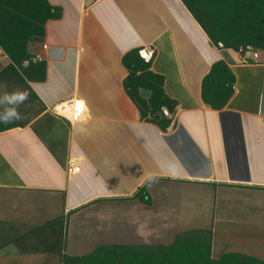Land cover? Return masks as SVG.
Masks as SVG:
<instances>
[{
    "label": "crops",
    "instance_id": "1",
    "mask_svg": "<svg viewBox=\"0 0 264 264\" xmlns=\"http://www.w3.org/2000/svg\"><path fill=\"white\" fill-rule=\"evenodd\" d=\"M86 1L48 0L61 18L49 20L43 43L29 48L46 63V80L28 83L45 109L26 110L22 127L0 133V224L42 226L112 199L139 219L143 205L131 197L167 180L202 188L203 201L213 198L212 253L216 237L230 242L215 244L216 251L264 260L247 251L250 241L256 248L264 241V63L241 55L239 64L224 60L235 76L234 94L212 110L202 103L200 84L223 59L179 0ZM134 48L155 54L151 70L164 76L165 93L178 102L175 126L166 132L141 122L123 91L121 57ZM8 63L0 51V71ZM64 102H80L85 121H66L58 113ZM185 202L191 206L190 197ZM195 207L201 215L204 209ZM240 231L259 237L236 244L244 239ZM1 248L0 264H58L54 255Z\"/></svg>",
    "mask_w": 264,
    "mask_h": 264
},
{
    "label": "trees",
    "instance_id": "2",
    "mask_svg": "<svg viewBox=\"0 0 264 264\" xmlns=\"http://www.w3.org/2000/svg\"><path fill=\"white\" fill-rule=\"evenodd\" d=\"M179 1L212 46L242 56L246 52L251 55L264 52V0ZM61 15V8L52 6L48 0H0V51L9 59L0 71V92L20 89L29 93L18 109L21 119L0 123V133L22 127V114L26 110L41 105L35 115L44 111L28 83L46 80V63L37 61L29 48L43 43L46 23L59 20ZM139 53L140 49L134 48L121 57V64L127 71L122 81L123 91L141 122L151 123L166 132L175 126L178 102L165 93L164 76L151 70L155 54L145 61ZM247 62L254 64L250 58ZM234 84L235 76L228 64L224 60L216 61L201 80L202 103L212 110H222L234 94ZM3 107L0 106V111ZM131 199L146 205L151 201L144 186ZM66 223L67 216L60 215L42 226H30L27 232H21L19 240L11 241L20 244L23 239L19 253L54 255L58 264H264V260L239 252H226L214 258L210 230L179 232L167 245L101 244L90 253L71 256L66 253Z\"/></svg>",
    "mask_w": 264,
    "mask_h": 264
},
{
    "label": "rangeland",
    "instance_id": "3",
    "mask_svg": "<svg viewBox=\"0 0 264 264\" xmlns=\"http://www.w3.org/2000/svg\"><path fill=\"white\" fill-rule=\"evenodd\" d=\"M92 1L93 0H87L86 4H89ZM219 54L222 59L228 63H241L239 60L241 54L238 55L232 50H220ZM257 55L258 59L255 60L251 58L252 55L250 52H246L243 56L244 59L245 57H249L253 63H264V52L259 51ZM168 86L175 88V84L171 82L168 84ZM193 90L195 89L193 88L192 91ZM0 106L3 107V105ZM152 183L154 187L151 186V189L148 192L151 200L150 205L141 203L143 205V215L139 216V219L136 217L131 218V216H134L133 211H131L128 205L125 204L124 206V201L120 202L116 199L104 202L98 201L94 207L85 206L82 209H79L80 211H74L75 213L72 212L71 215L67 217L66 223V253L71 256L85 255L90 253L96 246L108 243H111V245L112 243H117L118 245L139 243L167 245L174 240L176 233H178L180 230L188 231V229H210L212 232L210 226L212 224L216 209L215 211L212 209L213 198H210L209 200V198L206 197L205 201L202 200L204 194L201 193L203 190L202 188L194 187L192 185H190L192 187L189 185L185 186L180 182H171L167 180L161 181L156 179ZM145 189L147 191V187ZM205 194L206 196H209L210 189H208ZM189 197L192 201L190 202L191 206H189V202H185V200H187ZM118 203L123 204L118 205ZM195 204H199L200 208L204 209L201 212V215H199L197 209L198 205H196V208ZM149 206H151V208H149ZM164 208L166 209L163 210ZM170 208L174 209L169 211ZM166 216H169V219H167ZM142 217V223H140L138 226H134L133 221L141 220ZM166 220L170 224L169 227L164 225L167 224ZM164 221L166 223H164ZM13 224V222L0 224V226L6 225L5 228L0 227V230L3 231V234H0V248L2 247V252L8 249L18 250L23 239L20 241V244L11 240H19L21 232H27L30 228L29 225H26V227H23V229H15L14 226L16 225ZM7 230L9 232H6ZM240 232L242 233L237 235L244 239L242 242H236V244L247 242L248 238L245 237H249L251 239L254 237H259V233L256 232L255 234L252 233L250 235L244 231ZM223 233L228 235L227 232ZM219 242L220 240L215 237L213 241L214 252L212 253V256L223 254L222 252L224 249H219L217 251L214 249L215 244H219ZM226 242L228 246L230 244L228 241H222L220 243L222 246H225L224 244H226ZM261 242L262 247L256 248V246L253 245V242L250 241V243H248L249 246L247 245V251L250 249L252 250V254L254 253L260 258L264 257V241ZM226 250L228 251L230 249L227 248L225 251ZM49 258H52V260L55 259L54 256H48L47 260H51Z\"/></svg>",
    "mask_w": 264,
    "mask_h": 264
},
{
    "label": "clouds",
    "instance_id": "4",
    "mask_svg": "<svg viewBox=\"0 0 264 264\" xmlns=\"http://www.w3.org/2000/svg\"><path fill=\"white\" fill-rule=\"evenodd\" d=\"M29 97L27 90L16 89L9 93L6 89L0 96V105H3V110L0 111V123H12L21 119V114L18 111L19 106L23 104Z\"/></svg>",
    "mask_w": 264,
    "mask_h": 264
},
{
    "label": "built area",
    "instance_id": "5",
    "mask_svg": "<svg viewBox=\"0 0 264 264\" xmlns=\"http://www.w3.org/2000/svg\"><path fill=\"white\" fill-rule=\"evenodd\" d=\"M141 57L147 61L150 56H151V52L147 55L145 54L143 56L142 52H140ZM147 56V58H146ZM252 56L254 59H256L258 57L257 53L254 52L252 53ZM65 103H67L70 109L67 110V107L64 105ZM60 112H58L59 114H61V116L68 121L70 124H77V123H82L85 121V109L84 108H77L76 106L73 107V103L72 102H64L62 103L60 106ZM66 111H68L69 113H65Z\"/></svg>",
    "mask_w": 264,
    "mask_h": 264
},
{
    "label": "snow or ice",
    "instance_id": "6",
    "mask_svg": "<svg viewBox=\"0 0 264 264\" xmlns=\"http://www.w3.org/2000/svg\"><path fill=\"white\" fill-rule=\"evenodd\" d=\"M81 106L80 102H77V108H80Z\"/></svg>",
    "mask_w": 264,
    "mask_h": 264
},
{
    "label": "bare ground",
    "instance_id": "7",
    "mask_svg": "<svg viewBox=\"0 0 264 264\" xmlns=\"http://www.w3.org/2000/svg\"><path fill=\"white\" fill-rule=\"evenodd\" d=\"M67 107V110L70 109L69 106H66ZM74 107V106H73ZM65 113H69L68 111H66ZM86 117V116H85Z\"/></svg>",
    "mask_w": 264,
    "mask_h": 264
}]
</instances>
